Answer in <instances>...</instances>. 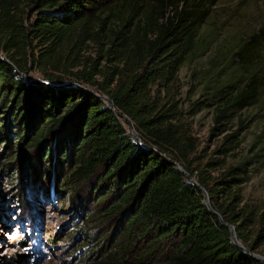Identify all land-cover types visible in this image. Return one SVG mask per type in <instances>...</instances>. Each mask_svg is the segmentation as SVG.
Segmentation results:
<instances>
[{"label":"trees","instance_id":"16d2710c","mask_svg":"<svg viewBox=\"0 0 264 264\" xmlns=\"http://www.w3.org/2000/svg\"><path fill=\"white\" fill-rule=\"evenodd\" d=\"M214 2L0 0V127L15 120V148L35 160L54 153L66 190L90 192L99 221L123 225L112 251L82 264H263L254 255L264 258V202L243 188L264 166V145L237 152L240 112L264 94V21L218 51L223 61L203 71L196 98L178 83L180 66L205 48L199 29ZM204 109L209 135H220L210 150L192 132Z\"/></svg>","mask_w":264,"mask_h":264},{"label":"rangeland","instance_id":"374dc122","mask_svg":"<svg viewBox=\"0 0 264 264\" xmlns=\"http://www.w3.org/2000/svg\"><path fill=\"white\" fill-rule=\"evenodd\" d=\"M263 21L264 0H215L199 29V35L206 41L205 48L188 58L177 72L181 96L196 98L203 71L211 61H223L218 51L234 49L240 36L250 35ZM262 50L264 52V48ZM14 73L30 81H47L35 69L26 72L15 69ZM77 85L91 89L84 84ZM263 96L255 105L240 112L246 127L241 133L237 154L255 141L264 145ZM1 115H4L2 111ZM14 122L0 127V264H82L84 260H96L112 251L119 240L122 223L99 221L95 215L96 203L92 201L94 195L90 192L66 190L61 182V163L54 153L35 160L28 158L33 152L26 156L15 148L18 130ZM3 123L6 124V120ZM129 125L136 136L133 126ZM210 125L208 109L192 118L198 149L210 150L219 141L220 135H209ZM125 127L129 131L128 124ZM227 162H234V158H228ZM54 173L55 181L52 180ZM243 197L264 202V166L245 183ZM19 241H24V245ZM146 243L148 237L142 239L138 247ZM166 249L157 248L150 260L157 262L161 254L170 253H165Z\"/></svg>","mask_w":264,"mask_h":264},{"label":"water","instance_id":"95a60500","mask_svg":"<svg viewBox=\"0 0 264 264\" xmlns=\"http://www.w3.org/2000/svg\"><path fill=\"white\" fill-rule=\"evenodd\" d=\"M72 85L73 86H78L76 83H74ZM102 98L104 99V101H105V103H106V105L108 107H110L112 105L111 100L108 97H106V96L103 95ZM122 117L125 118V116H123V115H122ZM127 123H128V126H129V131L128 132H129L131 138L133 140H135L139 144L138 138L134 135L133 130H132L131 126L129 125L130 124L129 120H127ZM175 169L178 170V171H183L182 168L178 164H175ZM189 179H190V181H191V183L193 185L197 186V184L195 183V181L191 177H189ZM202 202L206 206L208 205L207 196H206V193L204 191H202ZM226 227H227L228 232H229V238H230L231 245H233V246H236L237 245L241 249H244L241 245L238 244V241L236 240L233 226L226 224ZM254 257L257 258L258 260H260L264 264V258L261 255H257L256 254V255H254Z\"/></svg>","mask_w":264,"mask_h":264}]
</instances>
